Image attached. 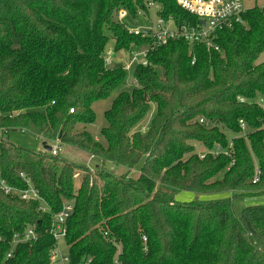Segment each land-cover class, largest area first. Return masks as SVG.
Segmentation results:
<instances>
[{
  "label": "trees",
  "instance_id": "16d2710c",
  "mask_svg": "<svg viewBox=\"0 0 264 264\" xmlns=\"http://www.w3.org/2000/svg\"><path fill=\"white\" fill-rule=\"evenodd\" d=\"M147 2L177 22H199L176 0H0V172L14 190L0 189V264H49L56 243L49 228L64 203L73 207L64 238L71 264H264V205L233 210L237 197L264 196V109L252 102L264 98V9H247L242 23L218 31L219 51L184 41L154 50L149 66L134 68L132 88L104 111L97 137L77 128L93 124L92 105L125 82L122 67L105 65L108 44L114 53L146 45L124 20L147 12ZM121 11L127 16L120 22ZM239 120L247 141L232 140V166L223 154L199 158L198 147L226 149L222 128L235 135ZM18 130L46 145L60 133V144L100 165L14 146L7 134ZM21 174L38 199L19 197L29 187ZM179 191L207 199L179 202ZM28 227L36 239L6 258L13 234Z\"/></svg>",
  "mask_w": 264,
  "mask_h": 264
},
{
  "label": "built area",
  "instance_id": "2783aa9c",
  "mask_svg": "<svg viewBox=\"0 0 264 264\" xmlns=\"http://www.w3.org/2000/svg\"><path fill=\"white\" fill-rule=\"evenodd\" d=\"M176 5L187 14L195 17L199 22L192 24L189 22H177L172 15H161V6L154 2H147V12L140 11L137 18L142 17L146 22L143 25H136L133 27L125 26L128 34L141 38L146 41V45L139 49H132L131 51H120L122 54L111 52L112 54L104 57L105 65L108 67L120 66L127 73L132 74L135 67H147L149 66L148 55L161 46L166 45L172 41H184L189 46L193 44H204L207 49H213L219 51L218 46L214 43V38L218 31L223 29H230L234 25L242 23L241 15L245 11L243 8L242 0H176ZM150 13L153 14V19L150 18ZM127 14L121 11L118 13L117 19L121 22L126 18ZM137 18L133 20L137 24ZM126 56V57H125ZM195 61V57H192L191 64ZM135 79L132 77V83L135 84ZM240 103L247 102L244 98L238 97ZM261 108L264 109V98L260 97L252 101ZM72 113L73 109H69ZM200 124L208 125L203 119H199ZM240 131L230 136L228 147L223 149L219 143H215L209 150L201 149L199 158H203L206 154L217 156L223 154L230 158L227 169L234 164V158L232 156V140L236 138H243L247 141L248 129L243 120H239ZM50 146V150L47 151L52 156H57L60 142L56 139ZM259 171L256 170V175L253 179V183L258 181ZM25 179L28 184V189L19 192V197L23 200L38 199L36 191L30 185V180ZM0 189L4 194H12L13 188H11L4 179L1 177L0 172ZM73 207L71 203H64L61 210L54 215L53 221L49 228V234L55 240V244L52 247L49 254V264H71L70 258L66 251L62 250L60 242L64 241L66 235V220L70 217ZM36 239L34 230L30 227L26 228L22 233H14L11 238V249L6 253V258H11L13 255V249L16 245L30 242ZM143 243L146 242V238H142ZM67 250V249H66ZM78 264H91V259L87 258ZM115 264H118L115 261Z\"/></svg>",
  "mask_w": 264,
  "mask_h": 264
},
{
  "label": "rangeland",
  "instance_id": "374dc122",
  "mask_svg": "<svg viewBox=\"0 0 264 264\" xmlns=\"http://www.w3.org/2000/svg\"><path fill=\"white\" fill-rule=\"evenodd\" d=\"M242 2H243V8L244 9H250V8H246L247 5H246V2H244V0H242ZM261 9H264V8H261ZM149 19H151V20L153 19L152 13H150ZM145 22L146 21L142 17L137 18V24H135L133 21L129 20L128 18H126V20H124V23L130 27H133L136 25H138V26L143 25ZM112 46H113V43L110 42L107 46L106 53L104 54L105 58L112 54L111 53L112 52ZM121 54L122 53L120 52L118 55H121ZM263 58H264V53L260 56L258 61L263 60ZM110 66H113V65H110ZM133 85L134 84L132 83V74L130 72H128L124 84L119 86V88L116 91H114L109 98L97 101L92 105V109L95 113L94 123L90 124V125H86V126L79 125L77 128L80 130L85 129L88 132H90L94 137H97L100 128H102L106 125V121H105L104 116H103L104 111L110 107L113 98L117 95V93L119 91L130 90ZM152 108H151L150 112L148 113V115H146L145 119L143 120V123L141 124V127L139 128L140 130H143L146 127V125L148 124L149 119L151 117ZM222 131L227 136H230V133L226 129L222 128ZM8 133H9V134H7L8 139L10 140V142L13 143L14 146L30 149V150H33L36 152L44 150L43 143L45 141L40 136H36V135H33L29 132H25L22 130L11 131ZM52 144H53L52 142L48 143L49 146H51ZM199 150H201V149L198 147V151ZM57 157L68 162V163H72V164H75L78 166H86L89 169H94L97 165H100V161L97 158L91 157L87 152L79 150V149L74 148V147H71L69 145H64V144L59 145ZM141 164L142 163L140 162L137 165V167L132 170L131 176L135 177L138 174ZM104 168L106 170L114 173V174H120L119 172H123V171L125 172L124 168L119 167V166L118 167L113 166L109 163H105ZM77 176H78V174L74 176L76 185L78 184L79 179H80ZM221 176H222V173H220L218 175V177H221ZM174 198H175V200H177L179 202H203L207 199L206 196H204V195H199V194H196L193 192H186V191L177 192L174 195ZM249 205H264V196H260V197H237L233 203V210L236 214H239L242 208H244L245 206H249ZM60 246L62 247L63 251H66L67 246L65 245L64 241L60 242Z\"/></svg>",
  "mask_w": 264,
  "mask_h": 264
},
{
  "label": "crops",
  "instance_id": "0c3cea01",
  "mask_svg": "<svg viewBox=\"0 0 264 264\" xmlns=\"http://www.w3.org/2000/svg\"><path fill=\"white\" fill-rule=\"evenodd\" d=\"M244 2H246V5H247L246 8H253V7L264 8V0H244ZM245 10H247V9H245ZM119 173L123 174L124 171L119 172Z\"/></svg>",
  "mask_w": 264,
  "mask_h": 264
},
{
  "label": "water",
  "instance_id": "95a60500",
  "mask_svg": "<svg viewBox=\"0 0 264 264\" xmlns=\"http://www.w3.org/2000/svg\"><path fill=\"white\" fill-rule=\"evenodd\" d=\"M59 138H60V133H59L58 136H57V139H59ZM43 145H44V149H45L46 151H49V150H50V146L46 145L45 142L43 143Z\"/></svg>",
  "mask_w": 264,
  "mask_h": 264
}]
</instances>
